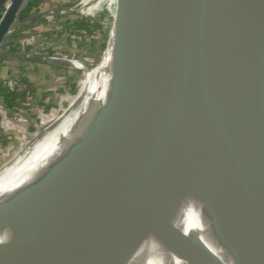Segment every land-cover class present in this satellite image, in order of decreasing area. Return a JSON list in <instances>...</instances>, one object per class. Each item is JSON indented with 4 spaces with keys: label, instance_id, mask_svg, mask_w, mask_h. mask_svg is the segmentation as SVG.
I'll list each match as a JSON object with an SVG mask.
<instances>
[{
    "label": "water",
    "instance_id": "95a60500",
    "mask_svg": "<svg viewBox=\"0 0 264 264\" xmlns=\"http://www.w3.org/2000/svg\"><path fill=\"white\" fill-rule=\"evenodd\" d=\"M33 1H9L0 49ZM216 35L233 92L235 218L215 185L195 92V43ZM130 209L147 220L150 264H177L184 229L217 264H264V0H126L61 156L0 193V251L70 217L82 227L63 228L61 264H102Z\"/></svg>",
    "mask_w": 264,
    "mask_h": 264
},
{
    "label": "rangeland",
    "instance_id": "374dc122",
    "mask_svg": "<svg viewBox=\"0 0 264 264\" xmlns=\"http://www.w3.org/2000/svg\"><path fill=\"white\" fill-rule=\"evenodd\" d=\"M125 2L126 0H42L41 5L32 9L33 12L21 13L11 32H16L17 35L10 34L0 50L32 53L35 48V53L63 57L72 65H64V60L59 66L45 63L57 68L55 72L51 71V76L45 69L37 74V94L40 92L41 95H37L35 100L34 93L26 88L27 97L23 104H18L20 98L16 82L19 76L25 79V76L32 78L35 74L10 67L7 73L9 77L2 79V67L5 63L13 66L16 59L10 61L9 57L14 56L1 54L9 56L6 60L5 57H0V83L5 80L4 93L11 104L12 122L9 126L18 135L6 136L11 144L8 145L9 148L6 147L7 150H0V171L19 157H30L29 152L35 142V152L31 157H41L52 148L50 139L57 140L78 121L98 78L99 71L96 68L109 62ZM83 62L87 66L80 65ZM19 107L21 111L18 110ZM229 168L231 167L228 165L219 174L215 184L222 174L228 175ZM193 243L194 247L187 249L188 254L191 249H197L195 240ZM189 261L191 260L188 259Z\"/></svg>",
    "mask_w": 264,
    "mask_h": 264
},
{
    "label": "bare ground",
    "instance_id": "6f19581e",
    "mask_svg": "<svg viewBox=\"0 0 264 264\" xmlns=\"http://www.w3.org/2000/svg\"><path fill=\"white\" fill-rule=\"evenodd\" d=\"M217 39L216 35L195 43L197 65L194 76L195 92L201 111L204 141L210 157L214 180L228 165L231 167L227 170L229 171L228 175L223 176L224 174H222L215 185L229 216L235 218L237 217L236 196H239V184L235 173L237 158L233 142L235 132L231 127L233 92L227 82V69H220L217 62L221 51ZM205 43H214V45L206 49H199ZM1 54L15 57L22 55L0 50ZM0 57L8 58L9 56L1 55ZM9 58L15 59L13 57ZM62 58L37 53V55L20 59H35L58 66L62 65L64 60V65H72L68 60ZM80 65L87 66L85 62ZM107 65H100L96 68L99 75L94 89L89 95L95 91L98 83L103 78ZM76 123L57 140L50 139L49 142L52 144V148L47 153L41 154V157L40 155L31 157L35 152V142L30 149V157H19L2 169L0 171V193L24 185L48 167L54 165L61 156L65 143ZM73 225L72 219L66 217L53 223L45 230L10 245L0 251V264H61L69 252L68 244L62 234L63 228H67L71 234L80 233L81 231L82 224H78L76 228H71ZM190 238L195 240L197 249H191L188 254V247H194V240ZM151 250L152 236L147 220L135 209H130L118 226L117 234L106 246L102 264H150ZM190 254L192 258H190ZM188 259L191 261L188 262ZM205 259L208 264H217L208 255L207 250L200 241L188 229H184L177 264H183L185 261H187L186 264H196V262L200 264Z\"/></svg>",
    "mask_w": 264,
    "mask_h": 264
},
{
    "label": "crops",
    "instance_id": "0c3cea01",
    "mask_svg": "<svg viewBox=\"0 0 264 264\" xmlns=\"http://www.w3.org/2000/svg\"><path fill=\"white\" fill-rule=\"evenodd\" d=\"M42 3V0L40 1H33V3L29 6V8L26 10V12H30L32 9H36L39 5H41ZM32 10V12H33ZM27 19V18H26ZM11 36H15L17 35L16 32L14 33H10ZM9 34V35H10ZM33 49V48H32ZM35 51V48L33 49L32 53H17V54H22L21 56H14L15 59H18V60H14V59H8L10 61H15L16 63L13 64V66H11L9 63H5V65L2 67V71H1V78L2 79H5L9 77V75H7V73L9 72V68L10 67H14V69H17L19 70L20 72L21 71H29L30 73H33L35 74V76H33L31 78L30 77H24L25 79H23L22 76H19V79L18 81L16 82V84H18V95H19V103L18 104H23L24 103V99L27 97V94L25 93L26 92V88L28 89H31V93H34L33 95V98L36 100V98L38 97L37 95H41V93L39 92L37 94V84L35 82H37V74L39 73V71L41 72L42 70H47L50 72V76H51V71L52 72H55V68L54 66L52 65H49V64H45V63H42L41 61H38V60H35V59H28V60H23V59H20V58H25V57H29V56H34V55H37V53L34 52ZM4 60H6V58H4ZM6 75V76H5ZM21 77V78H20ZM31 78V79H30ZM5 80H1V83H0V150L1 151H5L7 150L9 147L8 145H10V141L9 140H6V136L7 137H15V135H18L17 134V131H15V129H10V126L9 124H11L12 122V118L10 117V108H11V104L8 100V98L6 97L4 91H5V87H6V84H5ZM33 84H36L34 87H33ZM29 85V86H28ZM37 86V87H36ZM21 93V94H20ZM19 111H21L22 109L19 107L18 108ZM14 123L16 124H20V122L18 123L17 121H14ZM6 147H8L6 149Z\"/></svg>",
    "mask_w": 264,
    "mask_h": 264
},
{
    "label": "trees",
    "instance_id": "16d2710c",
    "mask_svg": "<svg viewBox=\"0 0 264 264\" xmlns=\"http://www.w3.org/2000/svg\"><path fill=\"white\" fill-rule=\"evenodd\" d=\"M7 0H0V18L2 17L4 11H5V8H4V4Z\"/></svg>",
    "mask_w": 264,
    "mask_h": 264
},
{
    "label": "built area",
    "instance_id": "2783aa9c",
    "mask_svg": "<svg viewBox=\"0 0 264 264\" xmlns=\"http://www.w3.org/2000/svg\"><path fill=\"white\" fill-rule=\"evenodd\" d=\"M9 1L10 0H7L6 2H5V4H4V8H5V10H6V8H7V6H8V4H9ZM5 12V11H4ZM1 19V18H0Z\"/></svg>",
    "mask_w": 264,
    "mask_h": 264
}]
</instances>
